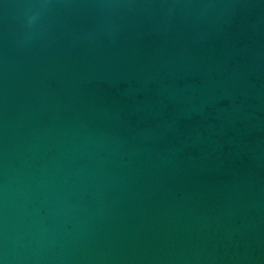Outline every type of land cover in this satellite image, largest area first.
Returning <instances> with one entry per match:
<instances>
[{
    "label": "water",
    "instance_id": "obj_1",
    "mask_svg": "<svg viewBox=\"0 0 264 264\" xmlns=\"http://www.w3.org/2000/svg\"><path fill=\"white\" fill-rule=\"evenodd\" d=\"M0 264H264V0H0Z\"/></svg>",
    "mask_w": 264,
    "mask_h": 264
}]
</instances>
